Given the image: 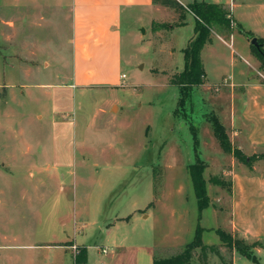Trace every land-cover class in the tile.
<instances>
[{"label":"rangeland","instance_id":"1","mask_svg":"<svg viewBox=\"0 0 264 264\" xmlns=\"http://www.w3.org/2000/svg\"><path fill=\"white\" fill-rule=\"evenodd\" d=\"M69 1L0 0V231L29 233L20 240L26 245L70 239L65 246L72 254L65 264H114L117 245L128 248L123 261L133 259L131 247L137 246L139 264H152L154 257L182 251L200 224L203 242L219 247L224 257L208 251V264H257L223 244L215 231L230 232L253 251L262 244L250 237L244 221L248 212L235 215L233 189V174H259L261 159L247 164L224 152L205 119L215 110L224 120L216 99L228 84L224 77L232 74V65L231 49L220 36L230 42V34L215 29L204 46L206 82L194 92V109L189 105L188 118L181 120L175 114L179 88L171 80L184 68L183 49L195 34V16L162 6L153 30L148 13L125 8V78L118 86H81L58 72L66 68L61 58H68L71 46ZM220 1L229 8V0ZM235 48L242 61V47L236 43ZM20 65L37 72L28 74ZM258 68L251 70L253 77L264 79L260 64ZM192 121L199 128L198 151ZM197 154L207 162L211 198L202 218L188 169ZM215 176L224 185L210 180ZM128 215L130 222H117ZM78 243L87 247L85 263L72 257ZM31 251L2 248L0 264H14L16 254L24 258ZM200 253L198 248L190 264H202ZM254 255L264 264L263 254Z\"/></svg>","mask_w":264,"mask_h":264},{"label":"crops","instance_id":"2","mask_svg":"<svg viewBox=\"0 0 264 264\" xmlns=\"http://www.w3.org/2000/svg\"><path fill=\"white\" fill-rule=\"evenodd\" d=\"M175 1L184 6L194 1L222 4L220 0ZM226 3L232 16L246 30L253 32L257 38L264 37V0H229ZM26 4L28 3L24 5ZM162 6L166 5L159 4L156 0H70L66 4V9L71 19L69 39L71 46L69 47L68 58H61L63 62H66L64 65L66 68L58 69V72H62L66 78L73 80L76 85L118 86L122 81V75L125 74L122 72L121 29L123 10L127 8L136 13H148L153 28V24L156 22L155 15L160 12ZM7 23V26L14 28L12 21H7ZM238 36L236 31L230 33V42L220 36L225 45L231 49L232 74L224 77L228 84L221 88L222 93L216 100L223 105L220 107L222 114L225 115L223 123L232 143L234 144L235 140L239 141L237 147L245 154L250 150L256 154L258 149L264 154V79L261 78L260 80L256 76L254 78L253 73H251V70L259 71L260 64L259 59L252 51L251 40L246 37L241 39ZM236 43L242 47L241 49L245 53V56H242L244 63L236 57ZM50 46L51 44L47 45L48 48ZM20 67L22 71L28 74L37 70H34L31 66L20 65ZM260 70L264 71L261 67ZM262 74L264 73L262 72ZM259 165L261 166L259 174L254 172H245L242 175L234 173L233 189H235L236 194L234 196L235 215L238 217L241 212H248L244 221L249 227L250 237L253 236L262 242L261 246L254 251V254L260 253L264 256L263 158ZM3 168L11 172L10 165L4 163ZM210 206L211 203L208 207ZM143 217L148 218L149 214H145ZM116 220L117 222H130L131 215L120 216ZM115 226L113 224V227ZM252 229L256 230L252 231ZM26 235H29V233L18 230L0 231V237L3 239L0 243V249L18 251L29 248L33 250L24 258L20 254H16L14 264H65L66 255L71 253L65 246V242L71 241L70 239L62 241L61 244L34 242L26 245L20 242L21 238ZM78 244L84 246L81 243ZM116 247L117 251L112 256V263L139 264L136 252L137 246L131 247V250H135V256L128 262L122 260L123 251L128 248L123 245H117ZM34 250L40 251L36 252ZM72 257L74 259V255Z\"/></svg>","mask_w":264,"mask_h":264},{"label":"trees","instance_id":"3","mask_svg":"<svg viewBox=\"0 0 264 264\" xmlns=\"http://www.w3.org/2000/svg\"><path fill=\"white\" fill-rule=\"evenodd\" d=\"M158 1V0H156ZM162 4L172 5L175 11H180L184 17L187 13H192L195 16V34L190 39L188 45L183 49L185 65L182 71L174 74L171 82L176 84L179 88V98L175 114L181 115L183 119L188 118V108H193V95L197 88H200L206 82V70L202 59V50L204 46L212 40L213 31L221 29L227 31L229 34L237 30L246 38L251 40L254 38L253 32L246 30L240 22H238L222 4L210 3L206 1H194L184 6L177 1L173 4L170 0H161ZM159 25L155 22L153 30H156ZM260 48L251 43L252 51L260 61V67L264 70V37L257 38ZM205 119L208 120L213 129V133L218 140L222 150L226 153L233 154L238 160L250 164L255 160L264 159V154H253L247 156L238 147H235L228 134L227 128L220 120L219 116L214 112L205 114ZM191 130L194 135L195 150L199 147V128L194 121L191 123ZM198 153V152H196ZM207 162L199 157L195 162L188 165V169L193 181L195 195L198 201L200 217L205 208L210 205V196L208 193V180L205 178V170ZM212 182L224 185V181L219 177H212ZM204 228L198 224L194 239L190 241L182 251L168 257H154L153 264H190L194 257L195 251L201 248L200 261L202 264H208V251L216 252L221 259H224L219 247L215 245H207L203 242ZM216 232L220 236L221 241L230 249H235L240 254L252 258L254 251L244 240L236 238L230 232L222 228H217ZM78 253L74 256L75 263L87 262V247L78 246ZM228 264V263H226Z\"/></svg>","mask_w":264,"mask_h":264},{"label":"water","instance_id":"4","mask_svg":"<svg viewBox=\"0 0 264 264\" xmlns=\"http://www.w3.org/2000/svg\"><path fill=\"white\" fill-rule=\"evenodd\" d=\"M251 43L254 44L256 47L260 48V44H259V42H258L257 37L252 38V39H251ZM252 260H253L255 263H257V264H260L259 259L257 258L256 255H253V256H252Z\"/></svg>","mask_w":264,"mask_h":264},{"label":"built area","instance_id":"5","mask_svg":"<svg viewBox=\"0 0 264 264\" xmlns=\"http://www.w3.org/2000/svg\"><path fill=\"white\" fill-rule=\"evenodd\" d=\"M125 76H126V75L123 74V75H122V78H125ZM74 247H75V250H74V256H75V255L78 253V250H79V249H78V245H74ZM103 251L106 252V249H103Z\"/></svg>","mask_w":264,"mask_h":264}]
</instances>
